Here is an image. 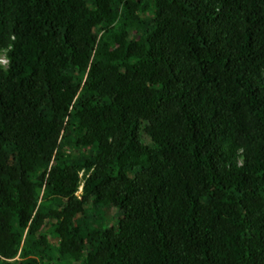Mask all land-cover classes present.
I'll list each match as a JSON object with an SVG mask.
<instances>
[{"label": "trees", "instance_id": "trees-1", "mask_svg": "<svg viewBox=\"0 0 264 264\" xmlns=\"http://www.w3.org/2000/svg\"><path fill=\"white\" fill-rule=\"evenodd\" d=\"M2 52L0 264H264V0H0Z\"/></svg>", "mask_w": 264, "mask_h": 264}, {"label": "rangeland", "instance_id": "rangeland-1", "mask_svg": "<svg viewBox=\"0 0 264 264\" xmlns=\"http://www.w3.org/2000/svg\"><path fill=\"white\" fill-rule=\"evenodd\" d=\"M6 57L4 53H0V64L5 65ZM80 193V190H78V193ZM98 216H100V221L104 222V227L105 226H110V227H115L117 228L118 226V220L121 217V214L116 207H105L103 209H99L96 212Z\"/></svg>", "mask_w": 264, "mask_h": 264}, {"label": "clouds", "instance_id": "clouds-1", "mask_svg": "<svg viewBox=\"0 0 264 264\" xmlns=\"http://www.w3.org/2000/svg\"><path fill=\"white\" fill-rule=\"evenodd\" d=\"M5 63H6V61H5ZM78 190H80V193H81V186H79ZM77 193H78V191H77Z\"/></svg>", "mask_w": 264, "mask_h": 264}]
</instances>
